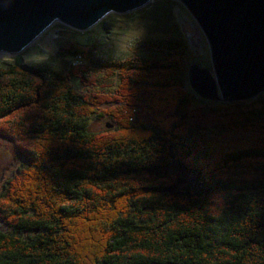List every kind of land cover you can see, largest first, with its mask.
<instances>
[{"label": "trees", "instance_id": "1", "mask_svg": "<svg viewBox=\"0 0 264 264\" xmlns=\"http://www.w3.org/2000/svg\"><path fill=\"white\" fill-rule=\"evenodd\" d=\"M164 45L176 58L71 46L63 71L0 64V136L23 159L0 196V264H264V94L204 110L186 40ZM98 71L122 76L123 108L101 107ZM138 84L163 89L134 123ZM106 117L115 130H90Z\"/></svg>", "mask_w": 264, "mask_h": 264}, {"label": "water", "instance_id": "2", "mask_svg": "<svg viewBox=\"0 0 264 264\" xmlns=\"http://www.w3.org/2000/svg\"><path fill=\"white\" fill-rule=\"evenodd\" d=\"M153 0H0V53L17 55L56 22L87 31L108 15ZM204 31L213 70L193 64L192 90L207 100L244 102L264 94V0H178Z\"/></svg>", "mask_w": 264, "mask_h": 264}, {"label": "rangeland", "instance_id": "3", "mask_svg": "<svg viewBox=\"0 0 264 264\" xmlns=\"http://www.w3.org/2000/svg\"><path fill=\"white\" fill-rule=\"evenodd\" d=\"M190 28L200 35L197 43H193L189 38V34H192ZM174 37H181L186 40L188 52L183 56L182 64L184 65L187 85L195 94L198 105L206 110L209 109L208 107L217 108L219 103H229L204 99L191 88L188 73L193 64L213 70L211 50L201 26L187 7L178 0H153L146 7L132 13H112L87 31H78L66 24L56 22L21 53L17 55L0 53V64H19L33 67L51 66L63 71L66 66L71 65L70 61H67L68 58L63 56L66 49H70L71 46L84 50L93 48L96 55L105 59L123 60L141 57L144 60H153V62H164L169 58V61L176 58L177 52L166 50L164 45L168 39ZM160 42L163 44L161 45ZM72 68L71 66L70 70ZM75 72L78 73V68ZM91 82L96 92L102 90L103 96H106H101V101L104 102V104L101 103L103 109L123 108L119 103L124 104L125 102L117 100L119 97L117 90L120 85H124V79L122 80L120 74L98 71L93 74ZM151 86L149 84L136 85L139 92L135 94L136 105L130 114L133 117L130 120L134 123H138L141 118L147 119L145 100L146 97H150L149 92L151 90L160 92L163 89L162 87ZM196 99L194 107L197 106ZM218 118L212 122H217ZM117 126L118 123L112 117L93 118L90 123V130L103 133L106 130L113 131ZM222 134L221 130H217L216 136ZM21 166H23V159L17 156L15 141L0 136V196L5 191V186L18 175ZM172 172L179 174L175 170ZM191 175L183 174V177L195 182ZM0 227L3 230H8V226L2 220H0Z\"/></svg>", "mask_w": 264, "mask_h": 264}, {"label": "bare ground", "instance_id": "4", "mask_svg": "<svg viewBox=\"0 0 264 264\" xmlns=\"http://www.w3.org/2000/svg\"><path fill=\"white\" fill-rule=\"evenodd\" d=\"M191 35L189 34V38H191V41L194 43H197L200 39V35L196 33L192 28H190Z\"/></svg>", "mask_w": 264, "mask_h": 264}]
</instances>
